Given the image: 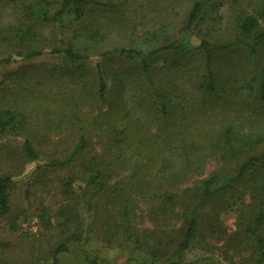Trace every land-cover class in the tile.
Wrapping results in <instances>:
<instances>
[{
    "label": "trees",
    "instance_id": "obj_1",
    "mask_svg": "<svg viewBox=\"0 0 264 264\" xmlns=\"http://www.w3.org/2000/svg\"><path fill=\"white\" fill-rule=\"evenodd\" d=\"M20 6L17 23L0 25V70L19 58L45 54L61 55L69 62L54 74L49 72L51 79H60L57 88L28 84L16 88L14 74L8 75L10 82H4L6 95L0 101V133L26 130L30 113L78 133L79 142L63 158L42 156L31 139L12 152L18 162L25 158L36 164L32 173L62 167L83 156L84 176L71 173L64 182V194L67 200L76 194V204L85 215L64 205L63 226L67 228L77 217L85 220V243L96 221L103 222V228H113L114 235L122 232L140 249L139 257L132 255L129 262L221 264L214 258L187 257L195 243L207 236L227 235L214 216L207 221L206 231L201 210L215 195L228 192L234 195L231 208L241 210L242 196L249 193L253 213L242 217L245 236L255 246L249 261L264 264V8L259 15L239 16L233 38L216 39L214 23L219 18L204 19L203 0H195L186 25L173 38L170 19L141 30L136 29L133 16L114 24L110 13L118 6L116 1L21 0ZM145 16L140 15L141 20ZM205 21H213L207 34L201 28ZM38 22L52 25L54 35L44 36ZM115 25L129 32L134 46L104 50L110 46ZM70 30L72 38L67 34ZM79 37L86 52L74 47L73 40ZM140 41L156 45L148 49ZM164 51L170 52V58L159 65L156 62L165 56ZM116 57L118 64H114ZM93 59L95 69L89 66ZM95 137L110 141L90 155L86 150ZM213 158L221 165L203 180V191L195 195L194 189L185 186L191 178L204 176ZM233 164L236 172L228 175L225 169ZM14 183L10 174H0V218L12 211ZM109 205L117 206L118 215L111 214ZM141 206L149 210L154 226L137 235L131 227L135 209ZM47 212L43 209L42 214ZM44 219L52 225L49 216ZM173 221L179 226L170 229ZM65 252H70L68 244H59L50 264L58 263ZM83 254L90 263L106 261L85 249Z\"/></svg>",
    "mask_w": 264,
    "mask_h": 264
},
{
    "label": "rangeland",
    "instance_id": "obj_2",
    "mask_svg": "<svg viewBox=\"0 0 264 264\" xmlns=\"http://www.w3.org/2000/svg\"><path fill=\"white\" fill-rule=\"evenodd\" d=\"M111 1H116L118 5L110 13L114 24H117L120 20L126 21L128 17L133 16L136 29L141 30L144 29L143 27H147L146 25L151 26L155 21V24H158V20L170 19L169 35L171 38L178 35L179 30L186 25L188 13L195 2V0ZM203 1L204 14H206L204 19L208 21L210 17L219 18L214 23L216 24V31L213 32L216 35V39L219 37L222 39L233 38L232 35L234 36L235 34L234 28L236 26L235 20L239 16L247 13L259 15L260 11L264 8V0ZM20 5L21 0H11V2L9 0H0V25L5 26L17 23L21 14L17 6ZM140 15L143 17L146 15L145 19L141 20ZM206 21L201 23V28L207 34V29L212 25L213 21L210 23ZM37 25L46 37L51 38L54 35L53 33L56 32V29L50 24L38 22ZM114 29L115 31L111 32V37L109 38L110 46H105L104 50L106 47L115 48L123 46L130 48L134 46L132 38L127 36L129 35L128 31H123L120 28L118 30L117 25L114 26ZM57 33L61 35L59 31ZM67 34L68 37L72 38V30L69 33L67 32ZM57 37L59 38L58 34ZM81 39L79 37L73 40L74 47L79 52H86V49L83 48L86 44ZM140 43L148 49L156 45L141 41ZM57 44L58 42H56ZM8 50L12 52L13 48L8 47ZM94 53L99 54L100 51H95ZM163 53H165V56H161L160 60L156 62L159 65H162L166 58H170V52L164 51ZM225 56L227 57V55ZM117 59L116 57L114 64H118ZM67 62L69 61L64 56L45 54L32 59L19 58L12 63L3 65L0 70V101H4L2 97L6 95V91L3 89V84L4 82H10L7 79L10 73L14 74L12 79L16 88L20 84H28L32 87L43 85L44 87L53 86L57 88V85L61 81L59 79L57 82L56 76H53L51 79L49 72L51 71L54 74V71H59V67L65 66ZM89 62V66L95 69L96 59ZM36 80H39V82ZM27 118L26 130L24 129L18 133H0V174L8 173L15 180L11 196L12 211L7 217L0 218V263L50 264L54 261L52 253L56 250L57 246L61 243H67L70 252L60 254L59 262L55 264H96L90 263L84 258V249L92 255H100L106 258V261L104 260V262L97 264H138L134 261L129 262L130 256L139 257L140 254V249L135 248L133 240L126 239L122 232L114 235L113 228H103V222H95L94 233L91 234V239L87 243H85L87 226L85 220L77 219V217L76 220L71 221L67 228L63 226L65 218L60 215V211L64 205L72 207L74 212L80 213L83 216L85 215L76 204L79 202L77 195L73 194L67 200L64 194V182L68 176L76 172L79 175L83 174V170L81 169L83 156L68 165L49 169L43 168L32 173L36 168V164L33 162L27 163L28 161L25 158L18 162L17 157H14L12 152L16 148L20 149L26 139H31L42 156L63 158L79 142V135L72 128L61 127L58 123L52 124L48 122V119L45 120V117L42 115L30 113ZM109 141L104 137L102 139L95 137L86 153L91 155L94 151L101 150L106 144H109ZM220 165L219 160L211 159L208 162L206 174L202 177L191 178L185 187L194 189L195 195H199L204 188L203 180L207 179L213 171L218 170ZM236 168L237 165L233 164L225 169V172L228 175H234ZM77 185H81V182ZM237 189L243 191L242 186H238ZM189 193L192 196L191 199L195 201L196 197L194 193L192 191ZM237 195L239 194L237 193ZM233 196L230 192L225 195L219 193L201 210V220L206 221L204 225L205 230L208 228L207 221L213 220L214 218L212 217L214 216L218 217L220 227L221 229H226L227 235L221 239H213L207 236L204 241L195 243L192 252L187 256L188 259L202 261L209 257L218 259L221 264L252 263L249 261V258L254 252V240L246 238L245 226H243L244 220H242L243 216H247L251 212L253 213V209L249 205L251 200L250 195L247 193L245 196H242L241 210L231 208L230 203ZM239 196L241 197V195ZM108 208H110L111 214L118 215V211L115 210L117 206L109 205ZM43 209L48 211L47 214H42ZM148 212L149 210L143 206L136 207L131 227L134 234H143L145 228L154 226L148 216ZM103 215L101 213L97 216L98 219L103 217ZM45 216H49L52 225H48L44 219ZM173 226L177 227L179 223L170 222L169 228L173 229ZM123 229L121 227V230ZM73 234L77 236L72 240L70 236ZM142 239H144L143 236Z\"/></svg>",
    "mask_w": 264,
    "mask_h": 264
}]
</instances>
